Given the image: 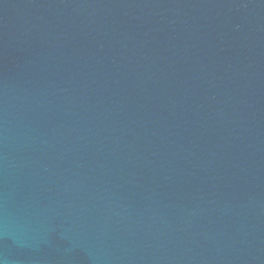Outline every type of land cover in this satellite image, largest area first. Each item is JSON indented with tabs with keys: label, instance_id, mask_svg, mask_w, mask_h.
I'll use <instances>...</instances> for the list:
<instances>
[{
	"label": "water",
	"instance_id": "water-1",
	"mask_svg": "<svg viewBox=\"0 0 264 264\" xmlns=\"http://www.w3.org/2000/svg\"><path fill=\"white\" fill-rule=\"evenodd\" d=\"M0 264H264V0H0Z\"/></svg>",
	"mask_w": 264,
	"mask_h": 264
}]
</instances>
